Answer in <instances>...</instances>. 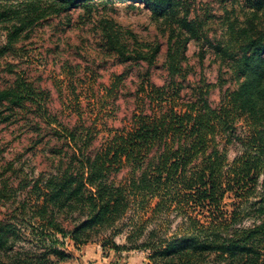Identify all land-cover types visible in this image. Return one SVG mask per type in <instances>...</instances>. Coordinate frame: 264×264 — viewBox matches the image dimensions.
<instances>
[{"label": "trees", "instance_id": "16d2710c", "mask_svg": "<svg viewBox=\"0 0 264 264\" xmlns=\"http://www.w3.org/2000/svg\"><path fill=\"white\" fill-rule=\"evenodd\" d=\"M99 2L150 11L167 38L169 80L143 83L130 122L96 147L83 114L62 126L49 110L50 92L7 64L14 79L0 87L1 121L55 124L62 146L32 186L15 187L0 174V264L67 262L74 255L66 240L78 250L97 243L104 252H147L151 264H264V0H245L244 20L236 16L214 43L188 0H0V58L49 19ZM101 23L104 47L121 63L152 64L162 50L132 34L129 44L116 24ZM191 40L208 45L235 78L218 107L208 87L178 82ZM237 144L230 163L228 146Z\"/></svg>", "mask_w": 264, "mask_h": 264}, {"label": "rangeland", "instance_id": "374dc122", "mask_svg": "<svg viewBox=\"0 0 264 264\" xmlns=\"http://www.w3.org/2000/svg\"><path fill=\"white\" fill-rule=\"evenodd\" d=\"M188 2L192 17L199 16L207 21V36L213 43L225 39L227 24L248 11L245 0ZM103 20L116 24V29L123 32L129 44L133 43L130 34L139 42L161 44L162 50L156 60L152 64L142 61L121 63L118 57L107 53L103 41ZM5 35V32H0V49L6 42ZM167 49V38L143 5L99 2L88 13L74 9L53 17L36 27L29 38L19 41L14 53L0 58V87L14 79L13 73L6 69L7 64H12L13 71L25 72L32 82L50 92L49 110L62 126L73 127L78 114H83L84 124L95 126L93 146L97 147L111 131L126 126L137 108L141 107L142 103H138L142 95L138 96V90L143 83L162 87L169 80ZM182 67L183 75L178 82L186 88L208 87L212 107H218L223 94L236 87L228 66L221 63L208 45L202 47L195 40L187 44ZM55 127V124L50 126L38 119L26 121L15 118L3 122L0 119V174L4 173L5 179L16 187L29 182L31 185L40 174L50 172L54 151L62 146V140L53 131ZM238 133L246 134L244 130ZM239 154L238 144L228 146L230 163ZM9 167L12 169L8 170ZM14 172L18 173L17 176ZM225 203L231 206L233 197L229 196ZM116 241L124 244L125 235ZM65 248L74 255L66 262L69 264H96L103 260V256L110 258L112 264H126L132 254L148 260L147 252H104L97 243L78 250L66 240ZM82 254L86 261L80 260Z\"/></svg>", "mask_w": 264, "mask_h": 264}, {"label": "crops", "instance_id": "0c3cea01", "mask_svg": "<svg viewBox=\"0 0 264 264\" xmlns=\"http://www.w3.org/2000/svg\"><path fill=\"white\" fill-rule=\"evenodd\" d=\"M133 256H130L128 258V261L126 262V264H151L146 258H144L143 256H137L132 254ZM103 260H101L99 263L96 264H112L110 258L108 257H102ZM127 258V257H126ZM80 260L82 261H86L87 258L85 257V255L82 254V257H80ZM63 264H69L66 262H62ZM84 263V262H83ZM116 264V263H115Z\"/></svg>", "mask_w": 264, "mask_h": 264}]
</instances>
